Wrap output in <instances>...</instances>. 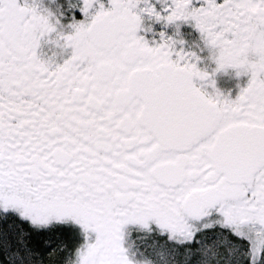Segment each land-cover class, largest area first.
<instances>
[{
    "label": "snow or ice",
    "instance_id": "obj_1",
    "mask_svg": "<svg viewBox=\"0 0 264 264\" xmlns=\"http://www.w3.org/2000/svg\"><path fill=\"white\" fill-rule=\"evenodd\" d=\"M0 264H264V0H0Z\"/></svg>",
    "mask_w": 264,
    "mask_h": 264
},
{
    "label": "flooded vegetation",
    "instance_id": "obj_2",
    "mask_svg": "<svg viewBox=\"0 0 264 264\" xmlns=\"http://www.w3.org/2000/svg\"><path fill=\"white\" fill-rule=\"evenodd\" d=\"M103 2L107 3V0H103ZM150 24V21H145V27H148ZM151 26L154 29V33L157 35L154 36V33H147V38H149L150 40L153 38H158V33L161 31H165L169 36H173L177 33V29L174 25L165 27L162 24L156 23ZM176 38L182 39L186 48L191 51H196L198 55H200L201 61L199 67L207 70L210 73L214 71L216 65L208 58L209 52L207 50L203 52L200 51V49L203 48L204 45L200 38L198 30H196L194 26L181 23V27ZM213 79L215 80V87H213L209 82L205 84L206 91H208L209 93H213L215 89H219L225 95L231 94V96L234 98L238 94L240 87L246 86L249 77L237 76L235 69H228L227 71L216 73ZM199 83L201 82H198V84Z\"/></svg>",
    "mask_w": 264,
    "mask_h": 264
}]
</instances>
